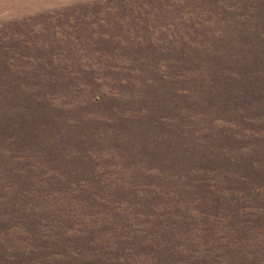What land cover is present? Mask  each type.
<instances>
[{
  "label": "rangeland",
  "instance_id": "1",
  "mask_svg": "<svg viewBox=\"0 0 264 264\" xmlns=\"http://www.w3.org/2000/svg\"><path fill=\"white\" fill-rule=\"evenodd\" d=\"M0 264H264V0H0Z\"/></svg>",
  "mask_w": 264,
  "mask_h": 264
}]
</instances>
